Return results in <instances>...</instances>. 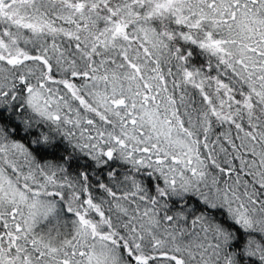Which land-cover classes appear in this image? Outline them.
Masks as SVG:
<instances>
[{"label": "snow or ice", "instance_id": "1", "mask_svg": "<svg viewBox=\"0 0 264 264\" xmlns=\"http://www.w3.org/2000/svg\"><path fill=\"white\" fill-rule=\"evenodd\" d=\"M0 264H264V0H0Z\"/></svg>", "mask_w": 264, "mask_h": 264}]
</instances>
